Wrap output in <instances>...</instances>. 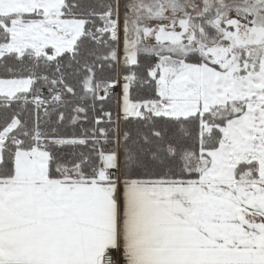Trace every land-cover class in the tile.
<instances>
[{
	"label": "snow or ice",
	"instance_id": "1",
	"mask_svg": "<svg viewBox=\"0 0 264 264\" xmlns=\"http://www.w3.org/2000/svg\"><path fill=\"white\" fill-rule=\"evenodd\" d=\"M0 264H264V0H0Z\"/></svg>",
	"mask_w": 264,
	"mask_h": 264
}]
</instances>
